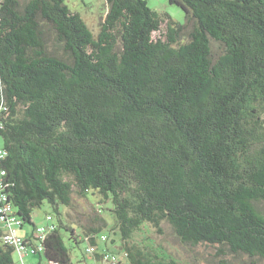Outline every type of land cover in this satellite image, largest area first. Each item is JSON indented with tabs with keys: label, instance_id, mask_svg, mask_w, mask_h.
<instances>
[{
	"label": "trees",
	"instance_id": "16d2710c",
	"mask_svg": "<svg viewBox=\"0 0 264 264\" xmlns=\"http://www.w3.org/2000/svg\"><path fill=\"white\" fill-rule=\"evenodd\" d=\"M104 1L95 33L65 0H0V208L22 228L45 201L59 216L38 264H77L81 243L82 264L103 249L184 264L135 239L164 222L185 244L264 260V0H169L184 24L146 0ZM75 192L102 196L120 253L101 246L107 220L82 234L65 224ZM15 252L0 240V264Z\"/></svg>",
	"mask_w": 264,
	"mask_h": 264
},
{
	"label": "rangeland",
	"instance_id": "374dc122",
	"mask_svg": "<svg viewBox=\"0 0 264 264\" xmlns=\"http://www.w3.org/2000/svg\"><path fill=\"white\" fill-rule=\"evenodd\" d=\"M148 5L161 13H168L171 17L184 24L187 21L186 13L184 10L175 3L169 0H146ZM65 2L75 11H79L84 19L89 24L90 28L97 33L99 30L100 16L104 15L103 12L106 7L104 0H65ZM166 30V23L161 27V31L154 32L153 36L158 37ZM110 204V202H107ZM105 203L102 202V196L98 193L93 194L88 192L81 196L76 192L73 194V203L71 206H64L60 204L59 208L62 211V218L66 225L74 227L77 233L83 232L90 226H102V218L107 222V227L103 232L109 236V242H101V246L110 247L117 251L122 250L123 244L121 232L116 222L115 216L109 210H100L104 207ZM264 207V204L262 205ZM99 209V210H98ZM51 214L54 221L57 223L59 216L53 211L51 205L45 201L41 207L34 210L32 217L35 227L46 224V216ZM35 227L30 224L24 225L20 229V233H31ZM109 227V228H108ZM163 233H158L155 228L149 225H144L142 230L135 235V239L139 242L153 241L157 245L165 247L170 253L174 254L184 264H264V260L251 259L247 255H235L233 253L220 254L218 247L199 244L189 245L183 243L171 225L167 222L162 223ZM107 232V233H106ZM69 232H65L64 236L66 242L68 241ZM115 240L112 242V239ZM86 244L81 243L78 246L72 247V258L77 264L82 259V252L85 250ZM39 254H23L17 251L14 253L16 264H38ZM123 259H125L123 257ZM85 264V262H83ZM123 264H128L127 260Z\"/></svg>",
	"mask_w": 264,
	"mask_h": 264
},
{
	"label": "built area",
	"instance_id": "2783aa9c",
	"mask_svg": "<svg viewBox=\"0 0 264 264\" xmlns=\"http://www.w3.org/2000/svg\"><path fill=\"white\" fill-rule=\"evenodd\" d=\"M7 149L3 146L0 138V189L6 185L7 169L4 166V160L7 156ZM6 199V195H3ZM0 211L3 212L5 217L4 233L0 240L10 246H14L16 252L18 251L21 256L23 254H37L45 250V244L47 234L55 229L56 222L51 215H47L46 224L36 227L33 237L30 239L26 238L25 234L20 233L22 229V220L14 214V207L11 203H5ZM107 235L102 234L100 240L102 242L107 241ZM95 246H88L87 253L93 254L96 251ZM124 255L113 253L108 249L100 251V258L95 264H119L123 260Z\"/></svg>",
	"mask_w": 264,
	"mask_h": 264
}]
</instances>
